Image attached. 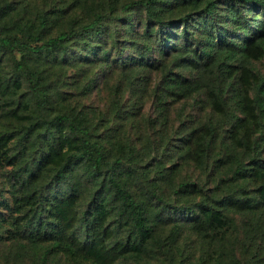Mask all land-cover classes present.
Returning <instances> with one entry per match:
<instances>
[{
    "label": "trees",
    "instance_id": "16d2710c",
    "mask_svg": "<svg viewBox=\"0 0 264 264\" xmlns=\"http://www.w3.org/2000/svg\"><path fill=\"white\" fill-rule=\"evenodd\" d=\"M189 4L191 11L180 10ZM26 6L9 0L0 5V67L8 53L13 61V75H0V120L19 123L0 130V174L13 191L10 219L23 220L20 246L36 251L40 264L53 254L79 264H264L263 235L249 238V260L236 254L227 235L236 227L234 212L264 214V74L253 66L264 57V0H100L88 19L48 36L42 30L65 8L48 12L39 6L27 17ZM122 39L131 45L126 56ZM73 43L83 56L97 54L90 62L119 70L106 108L80 106L42 75L43 57L80 64L68 56ZM150 66L160 71L152 82L154 120L146 118L141 99L147 81L142 73ZM84 73L77 72L81 78ZM97 81L92 73L79 89L81 98ZM24 83L28 95L21 92ZM125 86L134 90L128 103L121 96ZM204 94L218 116L185 122ZM173 102L182 105L173 109ZM136 114L148 122L144 144L150 147L143 153L119 126L126 120L138 128ZM176 121L179 142L172 145L169 129ZM66 146L70 150L61 153ZM124 158L140 166L128 169L148 184L147 201L118 178ZM178 158L207 179L181 175ZM5 163L12 164L8 172ZM41 171L46 178H38ZM74 172L93 182L84 209ZM185 228L205 241L193 256L177 247Z\"/></svg>",
    "mask_w": 264,
    "mask_h": 264
},
{
    "label": "rangeland",
    "instance_id": "374dc122",
    "mask_svg": "<svg viewBox=\"0 0 264 264\" xmlns=\"http://www.w3.org/2000/svg\"><path fill=\"white\" fill-rule=\"evenodd\" d=\"M5 0H0V5ZM14 2V5L18 8H21L22 5L27 4L26 6V16H32V12H35L36 8L41 6L44 10H52L54 7H63L65 8L64 13L58 12L60 16H56V18H51L50 25L46 30H42L43 35H54L55 33L59 32L63 28H66L70 23H72L75 19L86 20L89 18V13L91 11L92 5H96L100 0H9ZM117 1V0H116ZM180 10L184 11H191L192 9L190 4L189 6H180ZM136 15L135 18L141 17V12L139 10H135ZM35 29L40 30L41 27L39 26V21L36 19ZM123 30V29H122ZM122 38H127L124 32L121 33ZM123 41V39H122ZM121 41V42H122ZM93 44V43H92ZM80 46V44H79ZM124 48L123 55L126 56L130 53V43L127 41H123L120 45ZM78 45L74 44L70 47V53L68 56L78 59V63H82L84 65H76L72 66L71 63L62 64L58 60L53 57H48L42 60V64L40 69L42 70V75L46 78V81H55L60 87L65 90L66 96L72 97L74 100H80L81 104L85 105L86 107L92 105L94 108H106L107 103L112 98V86L115 85L119 78V70H108V68H104L102 65H98L97 62L92 61L90 62L91 58H95L97 55H87L83 56L82 51L78 52ZM100 50H98L99 54ZM115 53V55H117ZM16 56L19 57V53H16ZM253 66L256 70L260 71L264 74V57L259 60H255L253 62ZM80 67L84 69H80ZM85 70L84 76L81 78L77 74L78 71L83 72ZM98 74V81L97 84L93 87L90 96L81 98L78 94L79 89L84 83L88 80L91 74ZM0 75L2 77H9V75H13V61L11 60L10 53L6 54L3 57V62L1 63L0 67ZM142 75H146V92L143 93L141 99L145 102V108L143 110L147 119L154 120L157 116L154 110V97L151 95L152 93V82L154 79H159L160 71L154 67H149L142 73ZM211 72L205 73V78L210 79ZM44 81V79H43ZM142 85V84H141ZM242 88L245 92H251V86L249 83H245L242 85ZM30 85L29 83H24L23 88L21 90L24 95H28L30 93ZM133 88L131 86H125L124 93H122V100L124 103H128L133 94ZM78 94V95H77ZM80 98V99H79ZM204 99V102H197L195 107L191 109V113L187 115V119L185 122L192 123L195 121L196 123H202L207 121V117L209 114L212 115L213 118L218 116L216 110L212 108L210 102V96L208 94L199 95L198 100ZM182 105L181 102H173L172 108L177 109ZM210 105V106H209ZM189 108V107H188ZM171 112V120H176L174 111ZM214 109V110H212ZM24 110V108H23ZM189 111V109H188ZM24 112V111H23ZM26 113V112H24ZM23 113V114H24ZM94 116V115H92ZM135 122L139 124L138 128L132 127L130 121L120 120L119 126L121 127V133L124 134L128 132L130 140L132 141L133 146L140 148L142 153L149 149L150 145L147 143L144 144L146 141L144 136L146 131L148 130L147 123L143 120V116L141 114H136L134 116ZM175 127L171 126L169 130H171L172 138L171 144L175 145L178 141V134L174 131L176 125H178V121L174 122ZM19 126L17 120H5L4 118L0 120V127L1 131L6 129L11 131L12 129L15 130L16 127ZM15 128V129H14ZM14 139H11L13 141ZM125 140V139H124ZM126 141V140H125ZM14 144V141H13ZM67 144V143H66ZM146 146V147H145ZM70 150V147H67L64 150ZM114 151H117L115 146ZM264 158V155H263ZM17 160V156L15 161ZM179 162V167L181 169V175H185L186 173L190 176H199L202 177L204 180L207 179L204 175H201L198 169L193 168L191 165H184L182 158L177 159ZM54 164L52 159L49 160V165ZM129 165H134L132 161L127 160L124 158V162L121 165L120 169L117 171L118 178H120L129 189L135 194L138 200L147 201L149 196V188L147 187V183L143 179H140L139 175L136 173L129 174ZM3 167V171L8 172L9 168L12 167V164L5 163ZM136 169H140L139 165H134ZM151 168V166H149ZM41 171L39 173L38 178L44 179L46 178V174H42ZM4 176V175H3ZM7 177H2L0 174V264H40L42 261V257L36 254V251L33 252V249H29L28 247H21L20 243L25 240L22 235L21 226H23V220L20 216H16V223H12L10 213V207L13 206V194L8 185V180L6 181ZM74 184L77 185L78 193H79V209L87 208L88 202L91 198V193L93 192V182L86 177H78L77 173L74 172ZM212 185V184H210ZM62 189H65L62 188ZM163 190V189H161ZM161 192V191H160ZM164 195L175 203L180 204L182 201L179 199V194H175L172 191L165 189L163 190ZM10 204L9 207L7 205ZM7 207V208H6ZM15 213V212H14ZM13 213V214H14ZM235 218L236 227L234 229L227 232L228 239H233L234 241L231 244H234V248L236 254L244 259L249 260V238L255 237L260 238L261 235L264 237V214L263 215H252V214H244L241 212H234L232 214ZM11 218V219H10ZM163 226V225H162ZM169 225L165 227L164 234L167 233L169 230ZM17 229V230H16ZM227 239V240H228ZM207 242V241H206ZM205 241H202V237H200L195 232L185 228L181 236L179 237V244L177 247L179 249H183L184 255L193 256V254H197L198 250L201 248L202 244ZM226 245L229 246L228 243ZM40 251V249H39ZM48 262L45 264H79L76 262H70L63 254H53L49 255ZM130 264H138V262H133Z\"/></svg>",
    "mask_w": 264,
    "mask_h": 264
}]
</instances>
